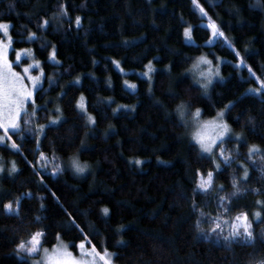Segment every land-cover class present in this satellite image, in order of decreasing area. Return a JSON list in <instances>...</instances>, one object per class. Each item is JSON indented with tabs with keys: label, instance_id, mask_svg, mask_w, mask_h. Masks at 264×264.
<instances>
[{
	"label": "trees",
	"instance_id": "1",
	"mask_svg": "<svg viewBox=\"0 0 264 264\" xmlns=\"http://www.w3.org/2000/svg\"><path fill=\"white\" fill-rule=\"evenodd\" d=\"M0 23L46 71L0 144V264H33L19 245L37 232L44 247L85 243L115 264H264V89L251 91L264 0H0ZM200 56L226 60L221 80L199 84ZM184 109H226L240 136L226 163L192 140ZM74 159L87 170L59 169Z\"/></svg>",
	"mask_w": 264,
	"mask_h": 264
},
{
	"label": "rangeland",
	"instance_id": "2",
	"mask_svg": "<svg viewBox=\"0 0 264 264\" xmlns=\"http://www.w3.org/2000/svg\"><path fill=\"white\" fill-rule=\"evenodd\" d=\"M197 9L199 8L197 7ZM201 14L204 17V13ZM202 25L211 30V39L208 44L216 42L220 34L214 25L208 20H204ZM10 26L7 23H0V32L2 33L0 38V144L5 145H11L8 140L10 134L21 129L22 116L27 111L29 104L35 103L36 92L44 85L46 78L42 62L36 58L31 48H14ZM185 34L186 41L193 42L190 27L186 29ZM49 60L57 61L54 51ZM224 62L226 60L223 58L213 61L206 56H200L191 72L197 77L199 84L206 87L216 80H221L220 69ZM237 66L248 68L243 62H239ZM251 74L256 78L258 84V88H253L251 91L259 94L264 89V76L256 75L253 71ZM126 86L130 90L136 89L134 84L126 83ZM79 108L81 110V104ZM199 112L184 109L181 113L189 124L192 140L204 154L213 157L219 163H226L230 159L231 148L226 146L225 141L236 137L240 139V136L225 121L226 109L220 110L217 116L210 119H203ZM51 122L56 123L58 120L52 119ZM14 147L16 148V146ZM257 151L254 149L251 154ZM45 159H47L46 156L41 154V160ZM72 164L80 173L87 170V166L78 163L76 159L70 163L68 161L60 162L59 169L69 167L75 171ZM1 167L3 169V166ZM213 176L214 171L209 172L206 177L201 175L202 188L208 187ZM18 207L19 202L17 201L15 205L7 204L6 210L9 213H17ZM19 250V256L30 259L33 264H115L112 253H98L85 243L79 244L77 254L62 239H59L51 248L44 247L42 246L41 232L35 233L28 243L19 245Z\"/></svg>",
	"mask_w": 264,
	"mask_h": 264
}]
</instances>
